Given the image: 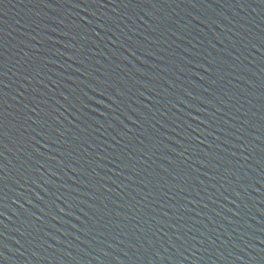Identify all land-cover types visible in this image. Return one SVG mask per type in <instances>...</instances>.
<instances>
[{
    "label": "water",
    "instance_id": "obj_1",
    "mask_svg": "<svg viewBox=\"0 0 264 264\" xmlns=\"http://www.w3.org/2000/svg\"><path fill=\"white\" fill-rule=\"evenodd\" d=\"M0 264H264V0H2Z\"/></svg>",
    "mask_w": 264,
    "mask_h": 264
},
{
    "label": "snow or ice",
    "instance_id": "obj_2",
    "mask_svg": "<svg viewBox=\"0 0 264 264\" xmlns=\"http://www.w3.org/2000/svg\"><path fill=\"white\" fill-rule=\"evenodd\" d=\"M0 3H2V0H0ZM67 99V98H66Z\"/></svg>",
    "mask_w": 264,
    "mask_h": 264
}]
</instances>
